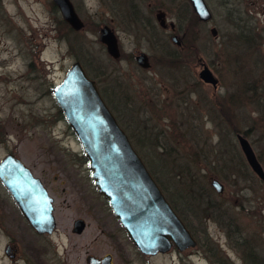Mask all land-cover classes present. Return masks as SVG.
<instances>
[{"label":"rangeland","instance_id":"1","mask_svg":"<svg viewBox=\"0 0 264 264\" xmlns=\"http://www.w3.org/2000/svg\"><path fill=\"white\" fill-rule=\"evenodd\" d=\"M70 1L80 29L53 0H0V161L12 153L39 177L55 220L52 233H37L0 181V264H88V255L104 252L114 264L178 259L167 252L179 250L174 245L139 253L117 222H106L111 215L96 214L101 202L88 164L52 96L75 61L110 100L166 199L206 244L196 255L187 252L193 246L179 251L198 264L264 263V181L237 137L247 139L264 170V0H205L207 21L189 0ZM104 25L117 37L118 57L99 38ZM140 53L148 67L137 62ZM202 63L216 87L198 77Z\"/></svg>","mask_w":264,"mask_h":264},{"label":"water","instance_id":"2","mask_svg":"<svg viewBox=\"0 0 264 264\" xmlns=\"http://www.w3.org/2000/svg\"><path fill=\"white\" fill-rule=\"evenodd\" d=\"M200 20L211 18L205 0H189ZM64 20L80 29L82 20L70 0H53ZM161 26H166L162 12L155 14ZM173 27V23H169ZM215 33V28H211ZM99 38L106 49L118 57L117 37L107 25L99 29ZM172 40L178 42L176 36ZM139 65L148 67L147 56H136ZM198 77L216 87L217 79L202 63ZM52 96L65 121L71 127L87 159L90 176L97 191L109 202L132 243L142 253L165 251L171 245L179 249L194 245L188 229L165 198L141 156L133 147L125 130L103 99L95 80L79 61L65 72L60 83L52 88ZM246 162L264 181V170L247 139L237 134ZM0 181L19 211L37 233H50L55 226L52 197L39 177L12 153L0 161ZM211 185L221 192L222 183L213 178ZM74 231H81L83 221L74 222ZM93 256L88 257L92 262Z\"/></svg>","mask_w":264,"mask_h":264},{"label":"flooded vegetation","instance_id":"3","mask_svg":"<svg viewBox=\"0 0 264 264\" xmlns=\"http://www.w3.org/2000/svg\"><path fill=\"white\" fill-rule=\"evenodd\" d=\"M82 159H83V163L87 162V159L85 158V156H82ZM86 159V161H85ZM72 171V170H71ZM85 171H89L90 173V169L89 167H86L85 168ZM152 174V173H151ZM154 177V176H153ZM90 179H91V176H90ZM156 180V179H155ZM91 182H92V179H91ZM156 182L158 183V181L156 180ZM159 185V184H158ZM91 187L94 189V191L96 192V195L98 197V199L100 200V206L96 207V214L100 217V216H103L104 214H108V215H111L110 217V220L109 221H106L107 223L111 224L113 222H117L118 223V226L121 230V234L123 236H127V240L131 243L132 241L130 240V238L128 237L125 229L123 228V226L121 225L119 219L114 215L113 211H112V208L108 202V200L101 194L97 191V187L93 184V182L91 183ZM160 187V185H159ZM161 188V187H160ZM163 194L165 195V197L167 198L166 194L164 193L163 189L161 188ZM169 203L171 204L172 208L174 209V211L176 212V214L179 216V218L182 220V222L184 223V225L186 226V228L188 229L191 237L193 238L194 240V245H192L193 247L190 248L191 252L190 251H187L189 252L188 254H190L191 256L192 255H196V253L198 252H203L202 250L205 249V243L203 242V240H201L198 235L196 234V230L195 228H191V226L188 225V223L186 222L185 218L180 214V212L173 206V203L169 200ZM52 233V232H50ZM48 233V234H50ZM45 235L47 236V232H45ZM117 239V238H116ZM134 245V244H133ZM134 248L135 249H138L135 245H134ZM171 249V250H170ZM14 251L15 249H12L10 247L7 248V251L10 255L11 254V251ZM139 250V249H138ZM137 250V251H138ZM180 250V249H179ZM178 249L176 248H169V250L167 252H169L170 255H174V253L177 255L178 259L174 262V264H198L196 263V261H194V259H189L188 257V254H183V250L179 251ZM139 253L140 250H139ZM182 253V254H181ZM206 253H209V250L208 252ZM89 256H93V259L91 260L92 262H89L88 261V257ZM88 257L86 258V262L88 264H114V260H113V257L112 255L109 253V252H104L103 254L101 255H88ZM257 261V260H256ZM264 261V260H263ZM214 263V262H213ZM200 264V263H199ZM250 264V263H248ZM254 264V263H252ZM255 264H264V263H255Z\"/></svg>","mask_w":264,"mask_h":264},{"label":"trees","instance_id":"4","mask_svg":"<svg viewBox=\"0 0 264 264\" xmlns=\"http://www.w3.org/2000/svg\"><path fill=\"white\" fill-rule=\"evenodd\" d=\"M100 92H101V91H100ZM101 95H102L103 99L105 100V102L107 103V105L109 106V108L111 109V111L113 112V114L115 115V117H117V116H116V112L114 111L113 105L109 104V101H110V100H109L108 98L106 99V97L103 95L102 92H101ZM125 131H126V130H125ZM127 134H128V133H127ZM128 135H129V134H128ZM161 146H163V145H161ZM139 151H140V150H139ZM143 158H144V157H143ZM143 158H142V159H143ZM144 159H145V158H144ZM144 159H143V160H144ZM222 159H223V158H222ZM219 160H221V158H219L218 161H219ZM144 162L147 163L145 160H144ZM182 166H183V165H182ZM149 171H150V170H149ZM180 172H181V173H180L179 175H183V171L180 170ZM154 178L157 179L155 175H154ZM195 183H196L197 185L200 184V182L198 181V179H197L196 181L194 180V184H195ZM196 184H195V185H196ZM197 185H196V186H197ZM160 187H161V186H160ZM210 190H211V189H210ZM206 191H209V190L206 189Z\"/></svg>","mask_w":264,"mask_h":264}]
</instances>
